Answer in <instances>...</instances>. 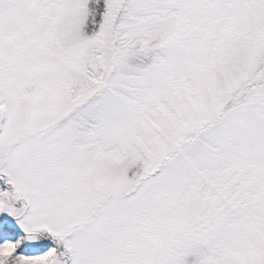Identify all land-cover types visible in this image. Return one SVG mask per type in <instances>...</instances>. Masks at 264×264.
Wrapping results in <instances>:
<instances>
[{
	"label": "snow or ice",
	"instance_id": "obj_1",
	"mask_svg": "<svg viewBox=\"0 0 264 264\" xmlns=\"http://www.w3.org/2000/svg\"><path fill=\"white\" fill-rule=\"evenodd\" d=\"M0 264H264V0H0Z\"/></svg>",
	"mask_w": 264,
	"mask_h": 264
}]
</instances>
